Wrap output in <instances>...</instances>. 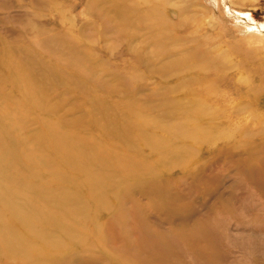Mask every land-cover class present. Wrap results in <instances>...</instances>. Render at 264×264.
<instances>
[{
  "label": "rangeland",
  "instance_id": "rangeland-1",
  "mask_svg": "<svg viewBox=\"0 0 264 264\" xmlns=\"http://www.w3.org/2000/svg\"><path fill=\"white\" fill-rule=\"evenodd\" d=\"M0 264H264V0H0Z\"/></svg>",
  "mask_w": 264,
  "mask_h": 264
}]
</instances>
